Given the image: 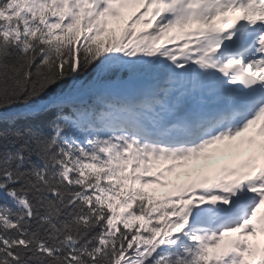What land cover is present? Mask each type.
<instances>
[{"label": "snow or ice", "instance_id": "6c2138e0", "mask_svg": "<svg viewBox=\"0 0 264 264\" xmlns=\"http://www.w3.org/2000/svg\"><path fill=\"white\" fill-rule=\"evenodd\" d=\"M0 264H264V0H0Z\"/></svg>", "mask_w": 264, "mask_h": 264}, {"label": "trees", "instance_id": "16d2710c", "mask_svg": "<svg viewBox=\"0 0 264 264\" xmlns=\"http://www.w3.org/2000/svg\"><path fill=\"white\" fill-rule=\"evenodd\" d=\"M164 190L161 189L159 192L156 193L157 196H159Z\"/></svg>", "mask_w": 264, "mask_h": 264}, {"label": "rangeland", "instance_id": "374dc122", "mask_svg": "<svg viewBox=\"0 0 264 264\" xmlns=\"http://www.w3.org/2000/svg\"><path fill=\"white\" fill-rule=\"evenodd\" d=\"M211 251V250H210Z\"/></svg>", "mask_w": 264, "mask_h": 264}]
</instances>
